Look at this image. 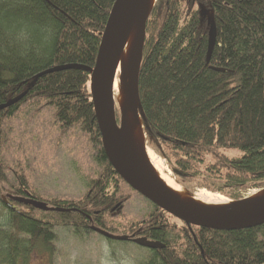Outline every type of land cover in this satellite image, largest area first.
Masks as SVG:
<instances>
[{
  "label": "trees",
  "instance_id": "1",
  "mask_svg": "<svg viewBox=\"0 0 264 264\" xmlns=\"http://www.w3.org/2000/svg\"><path fill=\"white\" fill-rule=\"evenodd\" d=\"M114 1L0 0V105L25 93L0 110V143L5 119L42 100L61 128L77 127L88 137L101 168L85 181L83 199L47 202L68 212L40 211V218L36 209L3 201L7 195L41 199L23 176L4 186L0 154V264H30L38 247L53 250L57 226L89 235L90 218L113 234L104 215L121 211L124 197L117 196L121 179L102 150L89 83ZM212 25L216 45L207 62ZM138 97L147 141L157 143L190 193L202 189L236 202L248 190H263L264 0H156L146 23ZM229 150L240 154L233 158ZM150 205L145 236L165 247H140L147 252L141 264H264V224L227 232L188 228Z\"/></svg>",
  "mask_w": 264,
  "mask_h": 264
},
{
  "label": "rangeland",
  "instance_id": "2",
  "mask_svg": "<svg viewBox=\"0 0 264 264\" xmlns=\"http://www.w3.org/2000/svg\"><path fill=\"white\" fill-rule=\"evenodd\" d=\"M61 127L54 119V109L46 106L42 100L25 103L12 117L5 119L1 127L0 143L2 167L7 179L4 186H14L15 179L23 176L29 189L35 191L41 201L46 203L53 199L79 201L84 198L87 192L85 181L100 175L101 168L95 162L96 150L79 128L64 130ZM145 143L146 151L170 172L157 143L147 141L146 137ZM226 154L234 158L240 152L229 150ZM179 184L188 191L184 185ZM201 190L193 189V195ZM258 192H262V189L248 190L241 196L247 199ZM215 195L233 201L222 194ZM117 196L124 197L122 209L104 215L105 228L113 234L121 235L130 225H145L143 222L151 211L150 202L122 180L118 182ZM21 210L26 209L21 207ZM34 214L42 217L40 210ZM52 214L56 216L60 213ZM168 220L172 224L175 221L172 218ZM54 233L53 250L38 247L31 255L30 264H141L147 254L134 244L109 240L95 232L75 236L70 229L57 226Z\"/></svg>",
  "mask_w": 264,
  "mask_h": 264
},
{
  "label": "water",
  "instance_id": "3",
  "mask_svg": "<svg viewBox=\"0 0 264 264\" xmlns=\"http://www.w3.org/2000/svg\"><path fill=\"white\" fill-rule=\"evenodd\" d=\"M155 3V2H154ZM153 3V5H154ZM148 0H115L106 22L94 67L90 75V95L95 113L98 130L101 137V146L108 163L118 177L132 190L145 198L152 205L165 213L183 222L188 228L192 226L215 231H238L258 227L264 224V194L256 202L230 201L231 203L220 208H191L183 206L170 192H168L151 175L149 170L138 159L131 145L123 135V126L131 107L129 102L118 106L113 96V75L115 70V48L122 45L131 32L134 22L139 23V60L133 59L129 85L134 87L138 100V113L141 124L144 116L140 114L138 97V76L141 62V52L145 38L148 16L153 5L146 13ZM216 41L215 26L209 32L207 62L209 61ZM25 93L0 105V110L17 104ZM143 127V126H142ZM144 133V132H143ZM264 189L262 190V192ZM3 201L11 206L9 201L20 203L24 206L42 212H68V209L50 207L45 201L35 200L29 196L12 197L3 196ZM91 220L90 218H88ZM90 230L114 241H125L127 236L114 235L104 229L90 225ZM134 243L142 248L157 250L164 249L165 245L148 240L145 237L134 239Z\"/></svg>",
  "mask_w": 264,
  "mask_h": 264
},
{
  "label": "bare ground",
  "instance_id": "4",
  "mask_svg": "<svg viewBox=\"0 0 264 264\" xmlns=\"http://www.w3.org/2000/svg\"><path fill=\"white\" fill-rule=\"evenodd\" d=\"M156 0H148L146 13L148 14L153 3ZM139 23L136 20L133 24L130 34L122 45H117L115 48V72L113 75V96L115 104L122 105L124 102H129L131 107L126 117V124L123 126V135L126 141L131 145L138 159L149 170L151 175L162 185L168 192L171 193L183 206L191 208H220L231 202L221 197L209 193L205 190L199 191L196 195L190 194L184 189L177 180L173 177L165 167L160 164V161L154 158L145 148V136L138 113V100L134 87L129 85L127 81L131 75L133 59L139 60ZM208 50V49H207ZM263 192H258L255 195L243 199L242 203L256 202L261 199Z\"/></svg>",
  "mask_w": 264,
  "mask_h": 264
},
{
  "label": "flooded vegetation",
  "instance_id": "5",
  "mask_svg": "<svg viewBox=\"0 0 264 264\" xmlns=\"http://www.w3.org/2000/svg\"><path fill=\"white\" fill-rule=\"evenodd\" d=\"M141 196V195H140ZM165 213V212H164ZM165 214H167V213H165ZM168 215V214H167ZM90 222V225H93L92 223V221L90 220L89 221ZM89 225V226H90ZM139 226V225H138ZM148 226H149V224H145V225H143V224H141L139 227H136V226H134V225H130L129 226V228H126L125 230H124V233L123 234H121V235H123V236H127L128 237V239L127 240H125V241H117V242H123V243H131V244H134V245H136L135 243H134V239H136V238H139V237H145V238H147L146 236H145V234L147 233V229H148ZM151 229V228H150ZM114 235H116V234H114ZM148 240H150L149 238H147ZM136 246H138V245H136ZM140 247V246H139ZM143 249V248H142Z\"/></svg>",
  "mask_w": 264,
  "mask_h": 264
}]
</instances>
